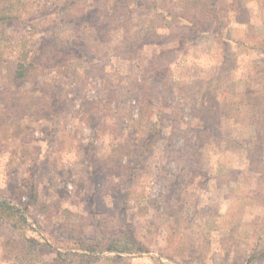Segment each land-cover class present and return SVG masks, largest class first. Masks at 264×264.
Returning <instances> with one entry per match:
<instances>
[{"label":"rangeland","instance_id":"rangeland-1","mask_svg":"<svg viewBox=\"0 0 264 264\" xmlns=\"http://www.w3.org/2000/svg\"><path fill=\"white\" fill-rule=\"evenodd\" d=\"M260 46L264 0H0V264H264Z\"/></svg>","mask_w":264,"mask_h":264},{"label":"trees","instance_id":"trees-1","mask_svg":"<svg viewBox=\"0 0 264 264\" xmlns=\"http://www.w3.org/2000/svg\"><path fill=\"white\" fill-rule=\"evenodd\" d=\"M258 49H260V50H262L263 49V51H264V48L263 47H259ZM262 51V52H263ZM20 68H22V66L20 65L19 66ZM23 72H24V69H23ZM22 73H21V71H17L16 72V75L17 76H20ZM150 139H149V137H147L146 139H145V141H149ZM145 141L143 142L142 140L140 141V139L139 138H135L134 140H132V145L134 146V148L136 149V152L135 153H137L136 155L137 156H141L142 157V155H144L145 153V151H148V149L150 148L148 145L146 146L145 145ZM124 144V143H123ZM123 144H121L120 145V148L119 149H122V145ZM138 151H140V153L138 152ZM143 152V153H142ZM120 153H122V155L123 154H125V153H123L122 151H120V150H118V154H120ZM139 153V154H138ZM118 159V161L119 162H121V159L120 158H117ZM136 165L137 164H135L133 167H127L128 168V170H127V168L125 167V166H123L121 169H123L125 172H126V174L129 176H131V175H133L134 174V171L136 170ZM25 211V210H24ZM0 214H1V217H4V216H6L7 218H9V219H11V220H13V219H18V220H21V222L22 223H24L25 221H26V219H25V217L22 215L23 214V211L19 208V207H16V206H14V205H12V204H9V203H6V202H3V201H1L0 200ZM17 239L16 238H12V239H10V240H7L6 241V243H1V245H0V247H1V250H2V247H3V245H8V244H10V243H14L15 241H16ZM22 240H25V242L28 244V246L30 245H33V246H43L44 248H48V245L46 244V242L45 241H43L44 243H39L38 241H36L35 240V238H26L25 239V236L23 237L22 236ZM116 241V240H115ZM115 241H112V243L113 244H118V243H116ZM129 243L130 244H132V245H134V246H137V243L136 242H134V241H129ZM4 248V247H3ZM116 249H115V247H107L106 248V251H115ZM26 252V251H25ZM28 255V257H30V252H28L27 251V253H26V256ZM71 256H75V255H71V254H60V253H57V257L60 259V260H62V261H64L65 259H69V257L71 258ZM83 258V256H79V258ZM80 258V259H81ZM86 257H84L83 258V260H81V261H79L78 262V264H84V263H87L86 261H84V259H85ZM24 262H25V260H24ZM59 262V261H58ZM70 262H72V259H69V263ZM82 262V263H81ZM71 264V263H70Z\"/></svg>","mask_w":264,"mask_h":264}]
</instances>
